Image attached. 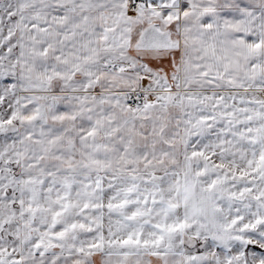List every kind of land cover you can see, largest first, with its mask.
<instances>
[{"label": "snow or ice", "instance_id": "1", "mask_svg": "<svg viewBox=\"0 0 264 264\" xmlns=\"http://www.w3.org/2000/svg\"><path fill=\"white\" fill-rule=\"evenodd\" d=\"M0 264H264V0H0Z\"/></svg>", "mask_w": 264, "mask_h": 264}]
</instances>
